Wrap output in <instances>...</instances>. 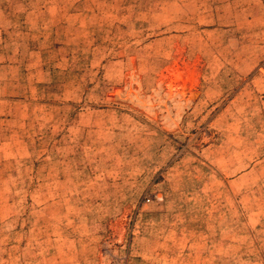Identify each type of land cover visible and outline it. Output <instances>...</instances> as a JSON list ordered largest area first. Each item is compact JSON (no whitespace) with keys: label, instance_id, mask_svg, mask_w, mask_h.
I'll use <instances>...</instances> for the list:
<instances>
[{"label":"rangeland","instance_id":"obj_1","mask_svg":"<svg viewBox=\"0 0 264 264\" xmlns=\"http://www.w3.org/2000/svg\"><path fill=\"white\" fill-rule=\"evenodd\" d=\"M0 264H264V0H0Z\"/></svg>","mask_w":264,"mask_h":264}]
</instances>
